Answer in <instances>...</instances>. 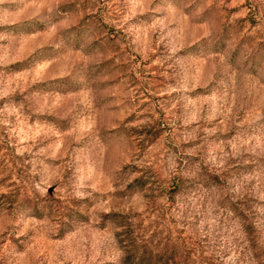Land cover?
Returning <instances> with one entry per match:
<instances>
[{"label":"clouds","instance_id":"obj_1","mask_svg":"<svg viewBox=\"0 0 264 264\" xmlns=\"http://www.w3.org/2000/svg\"><path fill=\"white\" fill-rule=\"evenodd\" d=\"M262 40L264 0H0V264H264Z\"/></svg>","mask_w":264,"mask_h":264},{"label":"rangeland","instance_id":"obj_2","mask_svg":"<svg viewBox=\"0 0 264 264\" xmlns=\"http://www.w3.org/2000/svg\"><path fill=\"white\" fill-rule=\"evenodd\" d=\"M90 2H92V0H85V5H87ZM100 2L102 3L103 0H100ZM100 11L102 12L103 9H101ZM97 16H99V13H97ZM253 23H254V21H253ZM105 27H107V26H105ZM108 39L110 42H115L117 39H119V36L115 33L114 29H110L108 31ZM260 47L264 48V40L261 41ZM40 51H42V49H36V51L33 54L34 55L38 54ZM28 59L30 60L31 57H29ZM137 60H139V57H137ZM27 62H28V60H24L21 63L13 65V67L14 68H20L24 64H26ZM128 66L129 65H126V67H128ZM144 71H147V69L142 67L140 70H134L131 73V75H132V77L136 83H140V80L137 79V73L139 72L142 75ZM148 78L150 80L153 79L151 76H149ZM145 87H147V85H145ZM5 147H7V146L6 145H0V148H5ZM9 178L10 177H6L5 179H9ZM2 182L3 181H0V183H2ZM15 195L18 198L19 192H17ZM51 195H52V190L50 189L49 190V198L50 199H51ZM140 245L142 246V249L145 251H151V250L153 251V253L156 255L157 264H169V261H172L173 264H185V256L180 253L177 246L169 247L168 245H164V247H160V245L158 243H153L151 240H149L148 243H142ZM45 254L50 255V257L53 260V264H56V254H55V251L53 249L49 248ZM189 255H190V253H189Z\"/></svg>","mask_w":264,"mask_h":264},{"label":"trees","instance_id":"obj_3","mask_svg":"<svg viewBox=\"0 0 264 264\" xmlns=\"http://www.w3.org/2000/svg\"><path fill=\"white\" fill-rule=\"evenodd\" d=\"M135 259V264H157L156 255L153 251H145L141 245H137L133 255L129 256V260Z\"/></svg>","mask_w":264,"mask_h":264}]
</instances>
